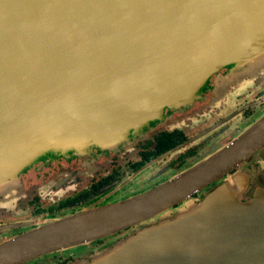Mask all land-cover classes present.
I'll return each mask as SVG.
<instances>
[{
    "label": "water",
    "instance_id": "1",
    "mask_svg": "<svg viewBox=\"0 0 264 264\" xmlns=\"http://www.w3.org/2000/svg\"><path fill=\"white\" fill-rule=\"evenodd\" d=\"M263 61L264 0H0V190L41 159L130 143L215 72ZM262 146L264 114L149 191L0 244V264L134 225L91 264H264V193L242 201L229 175Z\"/></svg>",
    "mask_w": 264,
    "mask_h": 264
},
{
    "label": "flooded vegetation",
    "instance_id": "2",
    "mask_svg": "<svg viewBox=\"0 0 264 264\" xmlns=\"http://www.w3.org/2000/svg\"><path fill=\"white\" fill-rule=\"evenodd\" d=\"M231 69L212 74L189 106L165 108L142 140L93 148L79 158L50 157L32 164L12 187L0 190V244L44 221L140 195L197 164L209 150L214 153L232 141L264 112V63L258 69ZM235 172L245 176L242 201L264 193V146L229 175ZM214 188L211 185L191 198L200 200ZM140 226L23 264H91L98 252L133 235Z\"/></svg>",
    "mask_w": 264,
    "mask_h": 264
},
{
    "label": "rangeland",
    "instance_id": "3",
    "mask_svg": "<svg viewBox=\"0 0 264 264\" xmlns=\"http://www.w3.org/2000/svg\"><path fill=\"white\" fill-rule=\"evenodd\" d=\"M243 68H244V69H242V68H240V69H242V70H246V69H258V68H256V67H255V68H252V67H243ZM240 69H234V68H232L231 70H233V71H238V70H240ZM233 73H237V72H233ZM207 81H208V80H207ZM198 97H199V96H198ZM263 114H264V112H263ZM263 114L261 113V116H262ZM261 116H260V117H261ZM245 129H246V128H245ZM245 129H243V131H244ZM147 132H148V131H147ZM147 132H145V133L139 135L138 137L134 138V140L131 141L130 143L123 144L122 146L131 145V143H132V142H135L137 139H139V140L144 139V137L147 135ZM233 138H234V137H233ZM211 150H213V149H211ZM211 150H209L210 153H212ZM209 151H208V152H209ZM87 152H88V151H86V152H84V153H82L81 155L76 156V157L79 158V157H81V156H84V154L87 153ZM208 152H206L205 154H203L202 157H203V156H204L205 158H206V156L208 157V155L210 154V153L207 154ZM206 154H207V155H206ZM204 157L201 158V159H202V160L205 159ZM70 158H72V157H70ZM201 159H200V160H201ZM147 189H148V188H147ZM145 192H146V191H145ZM143 193H144V192H143ZM199 195H200V193H199Z\"/></svg>",
    "mask_w": 264,
    "mask_h": 264
},
{
    "label": "bare ground",
    "instance_id": "4",
    "mask_svg": "<svg viewBox=\"0 0 264 264\" xmlns=\"http://www.w3.org/2000/svg\"><path fill=\"white\" fill-rule=\"evenodd\" d=\"M255 21H257V20H255Z\"/></svg>",
    "mask_w": 264,
    "mask_h": 264
}]
</instances>
